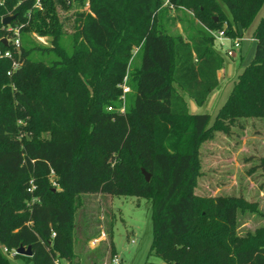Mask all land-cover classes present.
<instances>
[{
  "label": "trees",
  "instance_id": "1",
  "mask_svg": "<svg viewBox=\"0 0 264 264\" xmlns=\"http://www.w3.org/2000/svg\"><path fill=\"white\" fill-rule=\"evenodd\" d=\"M85 1L40 0V9L35 0H0V51L19 62L12 69V59L0 57V264H11L1 246L30 247L31 256L13 255L30 264H79L76 210L82 194L96 193L150 200V248L166 264H264V224L235 232L237 213L251 204L195 193L202 141L214 129L228 133L238 118L264 117V16L251 61L209 125L210 115L191 112L176 86L196 105L206 102L223 64L212 37L202 29L188 40L171 34L163 0H88L89 11L75 12L67 50L58 7ZM169 1L204 27L226 23L231 38L242 36L263 2ZM16 26L19 51L11 43ZM32 32L50 45H36ZM125 77L130 99L120 111ZM258 166L264 176V157ZM108 237L113 254V232Z\"/></svg>",
  "mask_w": 264,
  "mask_h": 264
},
{
  "label": "rangeland",
  "instance_id": "2",
  "mask_svg": "<svg viewBox=\"0 0 264 264\" xmlns=\"http://www.w3.org/2000/svg\"><path fill=\"white\" fill-rule=\"evenodd\" d=\"M85 2L82 5L74 2L66 9L58 7L59 17L64 24L61 44L67 50H71L75 12L86 11ZM221 5L226 15L231 18L227 7L222 3ZM161 7L166 9L168 18L166 25L171 34L188 40L196 30L202 29L212 37V48L223 58L222 67L217 71L218 85L208 95L203 105H196L176 86L190 111L208 113L209 125H211L238 74L253 57L255 43L250 37L259 19L264 16V0L251 24L245 29L240 28L243 37L242 50L234 57L226 55L225 51L229 43L225 42L221 47L216 38L217 30L200 24L192 10L182 5H174L169 0H163ZM226 25L223 24L224 29ZM232 25L236 27L234 22ZM29 37L36 45H50V38L47 36L32 32ZM138 65L137 53L132 59L131 68ZM122 85L129 88L126 77ZM129 97L130 89L126 93L122 90L117 99L121 105L119 109H124ZM192 105L195 107L194 110ZM40 137L49 138V131L43 130ZM262 157H264V117L238 118L230 126L228 133L214 129L211 136L203 140L199 147V175L195 193L200 197L218 195L241 197L251 204L244 206L236 215L235 232L238 235L253 232L255 228L264 224V176L258 166ZM108 232H113V254ZM99 234L103 237L101 241L92 244L94 237ZM75 237L74 249L79 264H115L112 261L114 257L119 260L116 264H166L150 248L152 239L150 200L145 197L82 194L75 215ZM1 250L7 255L11 264H30L24 258H15L11 254L13 250L8 253L2 246ZM61 263L66 264L63 260Z\"/></svg>",
  "mask_w": 264,
  "mask_h": 264
},
{
  "label": "built area",
  "instance_id": "3",
  "mask_svg": "<svg viewBox=\"0 0 264 264\" xmlns=\"http://www.w3.org/2000/svg\"><path fill=\"white\" fill-rule=\"evenodd\" d=\"M34 6L37 8L41 9V4H40V0H35ZM85 10L89 11V2L86 1L85 2ZM19 26L14 27L13 30V37L11 38V43L14 45V47L19 51L20 49V35H19ZM216 32V38L219 40V45L221 47H223L225 45V42L229 43V47L226 49V55L228 57H234L236 54H238L241 50V46H242V41H243V37H234L231 38L228 35L225 34L224 32V28L219 29ZM4 56V57H8L12 59V69H15L19 66V62L18 60L14 59L12 57V54L10 52V50H5L4 52L0 51V57ZM10 73V71H8V74ZM122 86V90L124 93L128 92L129 88H127L125 85H121ZM108 109H111V107H108ZM123 108H120V111H123ZM50 180L52 182L53 186H57V183L55 181V174L53 172V170H51V175H50ZM35 188L34 184L32 181H30V186L28 188L29 191H32ZM54 232H52V236H54ZM98 239L94 238L92 240V244L94 242H96ZM6 250V249H5ZM13 253L11 252L12 255L16 254V250L12 249ZM115 264L119 262L117 257H114V259L112 260ZM56 264H62L60 259H56L55 260Z\"/></svg>",
  "mask_w": 264,
  "mask_h": 264
},
{
  "label": "water",
  "instance_id": "4",
  "mask_svg": "<svg viewBox=\"0 0 264 264\" xmlns=\"http://www.w3.org/2000/svg\"><path fill=\"white\" fill-rule=\"evenodd\" d=\"M14 18V15H9L6 16L2 19V23L4 25L9 24L10 20ZM5 42V40H4ZM142 173L144 174L145 179L148 181L150 179V174L148 172H146L144 169H142ZM16 254H21V255H26V256H31V250L30 247H23L20 246L16 249ZM173 264H180V263H173Z\"/></svg>",
  "mask_w": 264,
  "mask_h": 264
},
{
  "label": "crops",
  "instance_id": "5",
  "mask_svg": "<svg viewBox=\"0 0 264 264\" xmlns=\"http://www.w3.org/2000/svg\"><path fill=\"white\" fill-rule=\"evenodd\" d=\"M250 40L253 41V42L255 43V39L253 38V35H251ZM241 47H242V46H241ZM241 50H242V48H241ZM192 106H193L192 109L194 110L195 107H194V105H192ZM102 238H103L102 236H99V237L97 238V239H98L97 241H98V242L101 241Z\"/></svg>",
  "mask_w": 264,
  "mask_h": 264
}]
</instances>
